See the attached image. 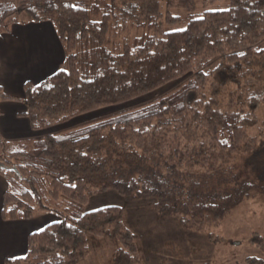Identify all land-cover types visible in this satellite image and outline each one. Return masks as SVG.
Masks as SVG:
<instances>
[{"label":"trees","instance_id":"trees-1","mask_svg":"<svg viewBox=\"0 0 264 264\" xmlns=\"http://www.w3.org/2000/svg\"><path fill=\"white\" fill-rule=\"evenodd\" d=\"M217 0H209L213 2ZM0 0V34L21 21L51 22L65 59L43 81L23 85L21 115L34 131L102 107L120 105L186 77L168 93L138 107L34 138L0 135L2 220H58L28 234L26 252L4 264H79L88 234L110 231L118 243L114 264H138L134 234L123 210L85 211L89 199L114 191L148 201L159 217L206 233L235 204L260 190L243 181L221 193L236 156L264 141V0H228L186 26L171 8L195 9V0ZM26 19H20V15ZM257 140L260 142L258 143ZM235 156V157H234ZM248 243L262 244L254 234ZM249 264H264L248 259Z\"/></svg>","mask_w":264,"mask_h":264},{"label":"rangeland","instance_id":"rangeland-1","mask_svg":"<svg viewBox=\"0 0 264 264\" xmlns=\"http://www.w3.org/2000/svg\"><path fill=\"white\" fill-rule=\"evenodd\" d=\"M161 4V12L164 15L165 0H161ZM227 5L228 0H195L194 10L171 8L170 14L178 17L179 21L164 22L163 27L166 31L180 30L193 15L204 10L226 8ZM19 17L26 19L23 14ZM260 46H264V40ZM185 78L168 83L127 103L102 107L65 123L40 130L39 136L67 130L102 116L138 107L168 93ZM236 157L235 160H230L234 175H223L221 193L231 192L243 181L256 183L259 188L264 187V141L259 143L255 152ZM147 203L148 201L143 200L124 199L114 191H107L92 196L85 206V211L104 206L122 208L124 223L135 236L138 264H249L248 259L264 261V192L260 190L232 206L219 226L210 228L214 235L220 236L218 241L209 240V235L204 232L182 227L177 217H159L155 211L146 207ZM254 234L261 236V245L248 243V238ZM88 243L90 252L79 264H114L113 252L118 243L110 231L102 236L88 234Z\"/></svg>","mask_w":264,"mask_h":264},{"label":"crops","instance_id":"crops-1","mask_svg":"<svg viewBox=\"0 0 264 264\" xmlns=\"http://www.w3.org/2000/svg\"><path fill=\"white\" fill-rule=\"evenodd\" d=\"M65 59L62 44L51 22L21 21L7 33L0 34V87L5 94L23 97L26 82L37 84L59 69ZM26 106L19 100L0 103V135L6 141L38 137L23 115ZM7 188L0 175V210ZM57 221L52 213H42L32 220H2L0 217V264L5 258H18L26 252L28 234Z\"/></svg>","mask_w":264,"mask_h":264}]
</instances>
